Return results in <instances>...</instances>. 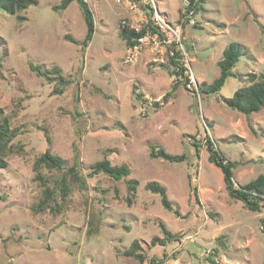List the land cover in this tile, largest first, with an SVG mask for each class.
I'll list each match as a JSON object with an SVG mask.
<instances>
[{
    "label": "rangeland",
    "instance_id": "rangeland-1",
    "mask_svg": "<svg viewBox=\"0 0 264 264\" xmlns=\"http://www.w3.org/2000/svg\"><path fill=\"white\" fill-rule=\"evenodd\" d=\"M60 1L37 0L15 14L0 10V119L15 132L0 167V264H139L119 252L134 239L147 258H164L161 264H211L208 258L264 264V209L251 211L229 197L206 144L187 140L201 136L205 124L214 146L235 162L236 184L264 173V107L245 115L223 101L251 74L264 75V0H201L193 13L185 12L187 0H129L133 8L125 0H85L94 33L83 51L81 8L72 1L55 10ZM151 19L178 27L181 47L149 38L126 62L120 30ZM233 42L244 49L233 68L238 76L218 92H200L219 75L217 62ZM173 48L183 75L169 64ZM29 63L58 66L70 82L53 93L54 83L36 76ZM150 147L185 159L150 157ZM45 150L67 167L78 154L86 182L84 190L72 186L58 214L31 210L40 195L32 163ZM104 154L111 164H127L130 175L88 177L90 164ZM128 178L138 181L129 203ZM151 180L166 187L178 216L144 189ZM160 223L173 241L152 243L162 237Z\"/></svg>",
    "mask_w": 264,
    "mask_h": 264
},
{
    "label": "trees",
    "instance_id": "trees-1",
    "mask_svg": "<svg viewBox=\"0 0 264 264\" xmlns=\"http://www.w3.org/2000/svg\"><path fill=\"white\" fill-rule=\"evenodd\" d=\"M76 1L82 11L85 22L86 33L84 39L81 41V50L83 51L87 44L91 41L94 33L93 13L88 3L85 0H61L59 4L53 6L55 10L65 9L69 3ZM201 0H187L185 12H196L199 9V2ZM31 4H37V0H0V10L8 14H15L18 10L25 9ZM19 20H24L23 16H18ZM154 33L156 30L152 23L148 21L138 31L123 26L120 30V37L124 40L125 45L129 46L135 43L136 39L146 31ZM68 37V36H67ZM73 43H76L73 38H69ZM174 50V48H173ZM243 47L233 42L222 51V57L218 60L217 66L219 75L206 88H200V92L212 93L218 92L225 81L229 77H237L238 74L233 71L235 64L243 53ZM181 55L179 51L171 52L169 56V64L172 67L174 75H183L186 68L180 60ZM29 69L38 77L43 78L46 82L54 83L53 93H61L63 87L58 84L65 85L70 80L65 77L62 70L58 66L51 68H43L42 65L29 63ZM175 87V85H173ZM198 90V92H199ZM225 104L238 111L239 113L248 115L252 112L259 111L264 107V75L251 74L248 79V84L236 89L230 97H224ZM15 136L14 130H10L8 120L6 117L0 119V167H5L7 162L5 156L10 149L9 143ZM206 149L208 152V160L217 166L223 175L224 188L229 197L239 200L243 205L251 211H260L264 209V173H260L254 179L245 184H236L233 179V168L235 162L228 161L222 152L214 146L212 139L206 137ZM76 150V143L73 144ZM197 146L196 143H194ZM149 156L153 158H161L169 162H181L185 159L183 154H170L163 148L150 147ZM78 154H74L73 162L70 166H66V162L60 156L51 153L49 150L37 155L32 163L33 178L40 188V195L38 200L31 205V210L34 213L48 211L51 214H58L61 212L64 202L72 192V186H77L78 189H87L85 179L78 171ZM44 171H57L58 174L50 177ZM130 168L127 164L119 165L111 164L110 160L104 156L90 164L88 177L97 174H105L112 179L120 180L130 175ZM138 181L136 179L128 178L126 180L127 195L125 201L129 203L132 200L133 194L136 191ZM144 189L159 195L160 203L166 210L173 213L175 216L179 215L178 207L167 197L166 187L158 181H148L144 185ZM191 192L196 196V188L192 187ZM264 227V220H262ZM162 237L154 236L151 241L153 244L163 245L167 242L173 241L174 235L160 223ZM119 251V250H118ZM122 255L132 257L138 261L139 264H161L164 258H147L142 252L137 239L130 242L125 250L119 251ZM211 264H217L212 258H208Z\"/></svg>",
    "mask_w": 264,
    "mask_h": 264
},
{
    "label": "built area",
    "instance_id": "built-area-1",
    "mask_svg": "<svg viewBox=\"0 0 264 264\" xmlns=\"http://www.w3.org/2000/svg\"><path fill=\"white\" fill-rule=\"evenodd\" d=\"M117 2H120L121 0H116ZM126 4L130 7L133 8L134 7V3H131L129 0H125ZM152 23V25L155 28V32L152 33L150 31H146L144 33V35L138 37L135 41V43H133L132 45L127 46L126 48V52H125V61L126 62H130L133 61L134 59H136L139 49L141 47V44H143L147 39H152L155 42V39L159 36L160 38L163 39L164 42H167L168 44H173L174 47L179 46L181 47V39L179 36V28L178 27H172L168 24H166L163 20L161 19H151L150 21ZM147 23V22H146ZM136 31H138L141 27L139 26H128ZM176 44V45H175ZM177 50V49H176ZM190 87V84H187ZM206 137H209L211 139L210 136V132L208 130V126H206L205 124L203 125V134L201 136H195V137H187V140L189 142L195 143L200 142L201 144H205L206 142Z\"/></svg>",
    "mask_w": 264,
    "mask_h": 264
}]
</instances>
